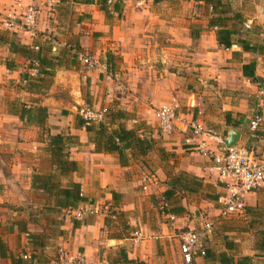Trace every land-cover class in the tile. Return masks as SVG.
<instances>
[{"label": "crops", "instance_id": "1", "mask_svg": "<svg viewBox=\"0 0 264 264\" xmlns=\"http://www.w3.org/2000/svg\"><path fill=\"white\" fill-rule=\"evenodd\" d=\"M120 5L106 15L95 0H0V264H56L61 251L86 264H183L181 234L205 222L207 255L193 264H264V184L243 215L220 218L224 185L185 142L195 121L225 141L239 133L236 146L264 161V112L257 132L248 128L264 99V0ZM29 6L34 31L5 28L2 16ZM73 46L98 68L87 71ZM173 100L178 120L165 134L154 110ZM83 105L117 112L110 129L135 131L153 150L122 162L97 151L79 125ZM58 134L69 137L73 172L52 162L48 136ZM71 184L84 198L73 208L61 193Z\"/></svg>", "mask_w": 264, "mask_h": 264}, {"label": "built area", "instance_id": "2", "mask_svg": "<svg viewBox=\"0 0 264 264\" xmlns=\"http://www.w3.org/2000/svg\"><path fill=\"white\" fill-rule=\"evenodd\" d=\"M108 4H111V1ZM38 15L39 10L29 6L19 14L10 13L2 16V24L9 30L21 28L27 32H32L36 28ZM72 50L79 63L87 71L98 68V62L91 55L80 52L75 46L72 47ZM36 74H39V71ZM179 111L180 105L175 100L154 110L160 132L171 134L174 131ZM263 112L264 99L258 112L248 121L251 134H255L261 126ZM106 115L107 109L94 110L88 105H83L79 111L80 118L88 127L103 123ZM188 131H190V135L185 141L186 144L192 147L199 156L212 162L219 181L224 185L226 193L218 199V204L221 207L219 217L243 215L246 196L260 189L264 184V161L256 155L252 148L240 146L227 148L225 140L220 135L199 122L192 121L187 127ZM195 138L202 140L198 143L194 141ZM209 142L214 143L216 148L210 149ZM149 180L150 178L144 181L147 183ZM166 209L167 206L163 204L160 207L161 213L165 214ZM76 217L81 219L82 212L79 211ZM212 229L213 223L205 222L199 229H187L181 234L178 251L183 264H193L196 260L206 257L207 242ZM63 256V254L59 255L57 264H86L83 255L68 256L65 260Z\"/></svg>", "mask_w": 264, "mask_h": 264}, {"label": "trees", "instance_id": "3", "mask_svg": "<svg viewBox=\"0 0 264 264\" xmlns=\"http://www.w3.org/2000/svg\"><path fill=\"white\" fill-rule=\"evenodd\" d=\"M94 0H73L74 3H92ZM96 4L100 9L106 14L110 15V9L117 13L118 15L122 12L120 2L121 0H115L113 5L108 4L109 1L113 0H95ZM221 43V41H220ZM225 47H230V43L224 42ZM260 51H264V47L258 48ZM42 64L45 62L41 61ZM41 70H39V75ZM117 112H109L107 110V115L103 123L98 124L96 131L94 126H85L83 120L79 125H83L88 134H94V144L97 151H103L109 154H117L120 162L125 158V153H138L141 156H145L150 153L154 144L153 141L147 140L144 137L138 136L135 131L126 130L124 127L119 126L116 129H110L109 125L113 124V119L117 115ZM112 119V120H111ZM226 121L229 124V116H226ZM109 127V128H108ZM109 129V130H108ZM48 143L50 149V155L52 157V162L57 167V169L62 173H70L75 171V163L69 159V149L68 141L69 137L66 135L58 134L55 136H48ZM184 186L183 184H181ZM169 192V191H168ZM166 192L165 195L169 196ZM62 198L67 204V207H76L80 202L84 201V198L80 195V188L77 184H71L69 188L61 190ZM166 200V198H164ZM219 197H217V200ZM64 204V203H62ZM168 213V211H166ZM142 264V263H135Z\"/></svg>", "mask_w": 264, "mask_h": 264}, {"label": "water", "instance_id": "4", "mask_svg": "<svg viewBox=\"0 0 264 264\" xmlns=\"http://www.w3.org/2000/svg\"><path fill=\"white\" fill-rule=\"evenodd\" d=\"M239 133L236 132H230L228 139L225 141V145L227 148H232L236 146L237 139H238Z\"/></svg>", "mask_w": 264, "mask_h": 264}, {"label": "rangeland", "instance_id": "5", "mask_svg": "<svg viewBox=\"0 0 264 264\" xmlns=\"http://www.w3.org/2000/svg\"><path fill=\"white\" fill-rule=\"evenodd\" d=\"M225 219H227V218H225ZM224 219V220H225ZM183 231V230H182ZM60 254H63L64 256H63V259L65 260L66 259V257H68V256H76V255H78L77 253L76 254H70L69 252H66V251H61V253ZM59 262V258H57V263ZM56 263V264H57Z\"/></svg>", "mask_w": 264, "mask_h": 264}]
</instances>
